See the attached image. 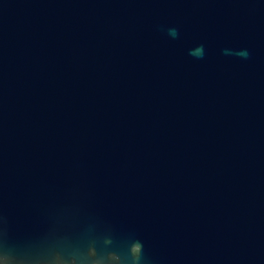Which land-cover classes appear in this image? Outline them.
Masks as SVG:
<instances>
[{
    "label": "water",
    "instance_id": "obj_1",
    "mask_svg": "<svg viewBox=\"0 0 264 264\" xmlns=\"http://www.w3.org/2000/svg\"><path fill=\"white\" fill-rule=\"evenodd\" d=\"M0 264H264V0H0Z\"/></svg>",
    "mask_w": 264,
    "mask_h": 264
}]
</instances>
